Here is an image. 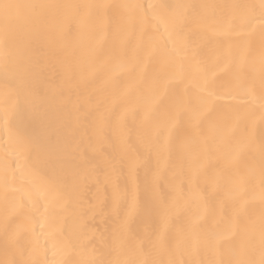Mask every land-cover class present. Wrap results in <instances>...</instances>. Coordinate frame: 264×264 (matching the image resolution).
<instances>
[{
	"label": "snow or ice",
	"instance_id": "1",
	"mask_svg": "<svg viewBox=\"0 0 264 264\" xmlns=\"http://www.w3.org/2000/svg\"><path fill=\"white\" fill-rule=\"evenodd\" d=\"M10 121L0 264H264V0H0Z\"/></svg>",
	"mask_w": 264,
	"mask_h": 264
},
{
	"label": "bare ground",
	"instance_id": "2",
	"mask_svg": "<svg viewBox=\"0 0 264 264\" xmlns=\"http://www.w3.org/2000/svg\"><path fill=\"white\" fill-rule=\"evenodd\" d=\"M107 2H120V0H107ZM132 2L135 3H141V4H159V3H169V4H179V3H189V2H200V0H132ZM13 131L11 121L9 122V125L5 126L2 122H0V145H3L7 142L9 135ZM255 133L257 136L260 134V124L257 122ZM17 165V171L20 173H23V177H10L14 180L15 184H23L25 182V179L28 175V172L26 170L25 161L23 158H17L15 161ZM3 176V151L2 148H0V178ZM162 179L170 180L172 179L171 174H169L167 177H164L162 175ZM91 183V182H90ZM103 186H101L102 189ZM12 195V192H9V196ZM96 198V190L91 189L85 192V202L87 203L89 200H93ZM3 207H4V189H3V183L2 179H0V223L3 221ZM90 226L94 231L96 230H103L106 226L103 219L97 218L95 220H92L90 222ZM60 227H63L62 225ZM0 258H2V252H0ZM49 260H56V261H62L64 259H67L66 256L63 255L60 249H56V255L53 256V253L50 251L48 253Z\"/></svg>",
	"mask_w": 264,
	"mask_h": 264
}]
</instances>
